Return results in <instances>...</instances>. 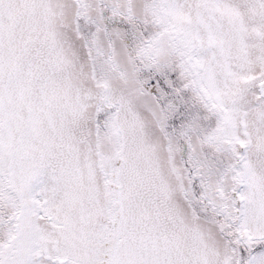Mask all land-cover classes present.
Wrapping results in <instances>:
<instances>
[{
  "label": "snow or ice",
  "instance_id": "6c2138e0",
  "mask_svg": "<svg viewBox=\"0 0 264 264\" xmlns=\"http://www.w3.org/2000/svg\"><path fill=\"white\" fill-rule=\"evenodd\" d=\"M0 264H264V0H0Z\"/></svg>",
  "mask_w": 264,
  "mask_h": 264
}]
</instances>
